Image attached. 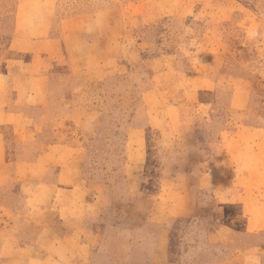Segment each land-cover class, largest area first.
I'll return each mask as SVG.
<instances>
[{"label":"rangeland","instance_id":"1","mask_svg":"<svg viewBox=\"0 0 264 264\" xmlns=\"http://www.w3.org/2000/svg\"><path fill=\"white\" fill-rule=\"evenodd\" d=\"M19 2L48 4L46 10L29 5L22 14L25 25L40 13L49 16L50 36L63 37L69 57L76 52L81 57L43 65L51 76L49 122L38 123L43 128L35 148L15 146L9 157L49 165L61 148L78 150L72 155L64 149L61 160L79 157L83 198L73 207L64 202V209L81 217L75 238L86 246L89 264H150L151 252L166 249L169 241L180 264H211L234 249L242 258L244 250L264 243V232L244 233L235 203L209 184L224 167V140L238 129L264 126V0H0V70L12 64L4 51ZM79 17H90L89 32L65 38L64 31L72 29L66 21ZM172 64L182 74L200 75L198 99L207 103L182 126L183 134L188 127L192 134L185 143L157 99L162 81H180L175 91L182 98L162 102H185V77L163 74ZM91 68L113 73L92 83L85 74ZM137 129L144 131L139 138L133 136ZM236 174L242 177L243 171ZM186 179L194 199L187 217L175 216L180 210L174 195L188 189ZM35 188V182L18 184L11 177L0 187V264H35L29 257L38 261L42 255L40 249H21L39 237L36 226L27 232ZM52 213L55 232L44 242L50 248L71 227L60 226ZM48 254V264H58L55 251Z\"/></svg>","mask_w":264,"mask_h":264},{"label":"crops","instance_id":"2","mask_svg":"<svg viewBox=\"0 0 264 264\" xmlns=\"http://www.w3.org/2000/svg\"><path fill=\"white\" fill-rule=\"evenodd\" d=\"M29 5L38 9L39 3L35 5L34 3L19 2L17 4L13 33L9 38H5L4 53L11 56L10 63L12 64L8 69L0 70V187L6 185L10 177L18 184L36 183V188L29 196L30 204H32L30 206H34V210L28 212L27 221L28 223L32 222V225L27 232H35L33 226H36L39 237L35 245L26 244L21 248L25 251L41 250L42 255L38 261H33L32 256L29 257L31 263L48 264V250L53 249L58 258V264H89L86 246L80 243V236L78 241L75 238L82 228L81 217L73 210L64 209V202L73 207L77 206V203L83 198L81 195L83 183L77 171L80 164L79 157L77 160H61L62 156L68 152L64 149L69 150L72 155L78 154V150L61 148L54 158L55 162L49 165L45 164L43 160L18 158L13 161L9 157L15 146L29 150L35 148L36 135L40 133L43 124L49 122L48 101L51 76L49 71L43 68V65L47 62H55L59 65L68 62L71 57H81L79 50H75L79 53L76 52L69 57L66 54L63 37L50 36L51 19L49 16L42 13L38 15V13L35 23L33 22L29 26L25 25L28 18L27 16L23 18L22 14L30 8ZM40 6H43V9L48 8L46 3H40ZM89 18L79 17L66 21L65 24L72 26V29H66L68 34L66 35L64 31V37L69 35L74 38V36H84L88 33L92 22ZM15 56L22 58L17 60ZM28 56L32 61H24ZM16 66H20V69ZM169 67L167 73L163 71L165 77L176 74V76L182 75L186 79L188 89L185 92V102H176L175 104L162 102L177 101L182 98L180 92L175 91V86L178 83L179 87H182L180 81L168 85L162 81L156 90L163 91L164 95H159L157 99H160L159 104L164 107L166 121L168 124H172L174 129L182 131L177 136L183 138L185 143L192 139V134L189 132V127L186 128L188 132L183 134L185 128L182 126L186 122L189 124L194 119L195 111L207 103L198 99L203 91L202 86L197 83L200 80V75L195 72L182 74L178 68L173 67V64ZM112 70L91 68L85 71V74L92 83H98L112 75ZM76 74V71L72 72V75ZM170 89L171 91H168ZM233 104H235L234 101H231L230 106L233 107ZM245 106L246 103L242 104L240 109L242 110ZM248 109L249 104L247 103V111ZM34 111L37 112L36 115L32 113ZM177 121L181 123L180 128ZM40 122L43 124L40 129H37ZM142 131L140 129L133 130V136L141 137L142 133L140 132ZM223 143L222 150L228 149V154L223 155L225 161L220 164L224 167L221 166L216 174H213L214 177L209 184L214 185L217 190L226 191V196L235 203L236 217L242 219L244 223V233L254 236L264 232V129L247 127L243 130L238 129L233 137L224 140ZM11 168L12 171H10ZM50 169H54L53 179L47 177ZM240 171H243L242 177L236 174ZM186 180L188 189L179 196L174 195L177 198L175 205H178L180 210L175 216L187 217L188 209L194 199V186L189 183L188 179ZM200 184L207 185L203 181ZM53 210L56 212L60 226H66V229L68 226L71 227L66 230L64 234L66 236H62L63 238L58 239L50 248L44 242H48L49 234H52L54 230L51 224ZM17 238L21 240L20 237L15 236V239ZM254 250H256L255 253H252ZM244 251L242 258L239 257L242 254L241 251L234 249V252L226 260L211 264H264V243ZM148 262L150 264H180L173 255L170 241L167 243L166 249L151 252Z\"/></svg>","mask_w":264,"mask_h":264},{"label":"trees","instance_id":"3","mask_svg":"<svg viewBox=\"0 0 264 264\" xmlns=\"http://www.w3.org/2000/svg\"><path fill=\"white\" fill-rule=\"evenodd\" d=\"M260 128H261V129H264V126H261Z\"/></svg>","mask_w":264,"mask_h":264}]
</instances>
